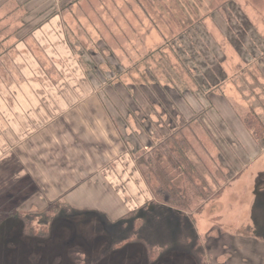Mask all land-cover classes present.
<instances>
[{
  "label": "rangeland",
  "instance_id": "374dc122",
  "mask_svg": "<svg viewBox=\"0 0 264 264\" xmlns=\"http://www.w3.org/2000/svg\"><path fill=\"white\" fill-rule=\"evenodd\" d=\"M51 16L59 19L45 31L41 23ZM199 20L236 85L233 99L225 95L227 129L214 123L209 137L201 115L221 122L223 113L212 100L224 90L202 91L170 42ZM190 59L200 68V57ZM167 76L178 86L172 98L179 94L194 108L204 104L192 126L179 133L186 130L193 166L182 162L188 174L172 168L187 209L150 202L154 193L140 171L142 187L134 182L124 189L116 178L125 169L117 168L119 162L97 170L95 184L120 193L128 212L138 210L127 218L48 213L50 203L67 197L50 200L45 190L60 193L48 185H17L22 173L43 174L47 151L54 154L56 137L62 141L65 134L44 132L42 124L24 127L23 115L64 113L55 98L117 100L129 96L130 82H165ZM230 110L241 118L255 111L264 122V0H0V160L11 155L0 163V216L6 218L0 222V264H264V135L245 136L236 117H227ZM134 165L138 170L136 158ZM134 165L126 170L134 173ZM241 228L248 232L239 233Z\"/></svg>",
  "mask_w": 264,
  "mask_h": 264
},
{
  "label": "crops",
  "instance_id": "0c3cea01",
  "mask_svg": "<svg viewBox=\"0 0 264 264\" xmlns=\"http://www.w3.org/2000/svg\"><path fill=\"white\" fill-rule=\"evenodd\" d=\"M58 19L57 16H51L50 20H43L41 25L44 24L42 27L46 31L47 26L55 25ZM223 66V74L226 79L218 88H221L222 92L224 90V93H214L215 96L212 100V105L217 104L223 113L220 115L221 122L216 123L213 119H209L206 114L201 115V124L205 135L208 137V132L210 134L215 125L223 130L227 129L224 124L225 95L231 97V90L236 88L230 68L226 65ZM145 81L147 80L140 81L138 85L130 82L125 88L129 96H121L117 100L111 97L107 102L94 95L71 99L70 103H66L60 102L61 98H55L54 101L56 104H61V110L64 113L36 114L34 112L23 115L24 127L31 128L36 127L37 124L38 126L42 124V128L46 127L42 130L44 132L55 129L57 131L56 136L62 131L65 134H61L62 141L56 137L59 142H57L56 151L53 152L54 154L47 151L48 154L42 161V168L41 166L38 167L43 170V174L39 173L34 177L30 172L24 175L22 173L16 181L18 182L17 185L28 186V184L33 183L42 189V185H48L60 194L48 193L44 189L46 191L45 196H48L50 200L66 196L67 198L64 197V199L72 206L73 210L96 212L115 220L127 214L129 206L120 193L117 192L119 196L121 195V199L116 193L105 187L104 183L99 186L98 183L95 184L96 179L101 175L97 173V170L100 168L108 169L110 164L116 165L119 162V165H116L117 168L125 169L120 171L116 178L120 184H123L124 189L126 184L133 186L130 184H134V182L142 187L141 178L137 172L139 168L136 170L134 165L136 154L153 148L157 142L170 135L173 130L189 122L196 116V112L204 106V104H197V107L194 108L187 98H182L179 94H177V98H172V89L178 86L172 85V78L169 81L168 76L165 82H159L154 78L149 82ZM63 100L61 99V101ZM80 100L83 102H79ZM50 101L51 99L48 103L52 105ZM178 103L185 105L187 109L178 110ZM228 112L230 114L227 117H236L237 127L245 136L249 135L250 137L251 133L242 122V118L231 110ZM192 122L187 127H191ZM39 143H42L41 139ZM41 147H43V143ZM6 157L2 158L0 163L5 164V162L10 161L11 155ZM188 157L190 159L189 155ZM36 159L39 160L40 158ZM128 165L129 167L134 165V173L126 170ZM109 174L111 173L109 172ZM41 177L42 180H40ZM103 178L106 179L105 176ZM132 193L135 194V192ZM135 197L137 198L136 194ZM150 197L148 200H151L153 196L150 194ZM136 198L133 200L136 201Z\"/></svg>",
  "mask_w": 264,
  "mask_h": 264
},
{
  "label": "trees",
  "instance_id": "16d2710c",
  "mask_svg": "<svg viewBox=\"0 0 264 264\" xmlns=\"http://www.w3.org/2000/svg\"><path fill=\"white\" fill-rule=\"evenodd\" d=\"M225 5L226 3L224 2L221 6H218L217 9L220 10ZM211 41H213V39L209 31L203 26V23L200 20L189 26H185L182 32L170 41L172 42V51L175 53L176 57L183 65L189 64L186 65V68L191 71L196 82L199 83V88L202 91H207L208 94L211 93L210 91L218 88L226 79L223 75L222 69L223 55L220 52V49L217 46L215 47ZM149 57L150 55L147 56L145 60ZM190 57H200V68L196 66V63L198 64V62L191 60ZM193 69H196V71L192 72ZM123 71L122 68L120 72ZM139 75L145 77L143 73ZM217 77L219 80H217ZM149 78L150 76L147 79ZM195 118L196 116L185 125L179 126L177 129L173 130L170 135L157 142L150 150H145L137 155L136 162L139 171L147 182L150 183L154 193L150 202H159L182 210L188 208L189 201L187 199V194L182 187L174 182L172 168L188 174L187 167L184 166L182 162H187V164L190 163L191 166L189 168H192L193 166L187 155V150L191 148V142L185 135L184 131L182 135H179V133L181 130L185 129L187 125H190ZM242 120L254 138L259 140L263 137L264 122L255 111H249L246 113ZM176 153H178V155H176ZM219 192L213 196H208V198L217 196ZM150 202L147 201L142 206L146 208ZM71 210L73 209L69 207L67 202L58 199L50 203L46 211L54 214L59 211L67 213ZM137 211V209H132L122 218L131 217ZM5 219L6 218H4L3 215L0 216V222ZM140 221L141 219L137 220L138 223H140ZM242 232H248V230L241 228L239 233ZM126 244L127 241L121 242L118 247H121L122 249Z\"/></svg>",
  "mask_w": 264,
  "mask_h": 264
}]
</instances>
